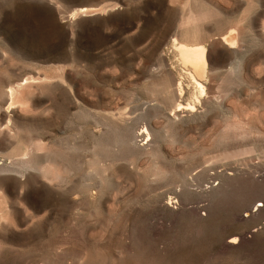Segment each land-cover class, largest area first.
Returning a JSON list of instances; mask_svg holds the SVG:
<instances>
[{
  "label": "rangeland",
  "instance_id": "obj_1",
  "mask_svg": "<svg viewBox=\"0 0 264 264\" xmlns=\"http://www.w3.org/2000/svg\"><path fill=\"white\" fill-rule=\"evenodd\" d=\"M54 3L0 0V90L28 78L19 105H2L19 129L0 164L44 153L25 189L16 171L0 173L18 185L0 192V264H264V0ZM230 28L233 48L221 39ZM177 40L205 46L204 77ZM104 130L133 133L145 153L98 155Z\"/></svg>",
  "mask_w": 264,
  "mask_h": 264
},
{
  "label": "bare ground",
  "instance_id": "obj_2",
  "mask_svg": "<svg viewBox=\"0 0 264 264\" xmlns=\"http://www.w3.org/2000/svg\"><path fill=\"white\" fill-rule=\"evenodd\" d=\"M49 3L50 4H55L54 3V0H49ZM198 4V3H197ZM107 7V6H106ZM82 8V7H81ZM85 8V7H84ZM87 9H88V7H87ZM77 10H79V8L77 9ZM76 10V11H77ZM185 13H183L182 15H186V14H193V13H198V12H200L199 10H193V9H191V7L189 6V7H187V6H185ZM85 11V10H84ZM88 11V10H87ZM75 11H73V14H75L74 13ZM80 12V11H79ZM77 13V12H76ZM81 13V12H80ZM71 14V13H70ZM72 14V15H73ZM79 14L77 13V16H78ZM81 15V14H80ZM71 16V15H70ZM75 17L76 16H74L72 19H74L75 20ZM71 21V20H70ZM1 37H3V36H1ZM3 39H4V37H3ZM6 39L7 38H5V42H6ZM178 39V38H177ZM221 39H222V42H223V44L225 45V46H227L228 48H233V47H235V45L237 44V39H236V31H235V29L234 28H230L226 33H224L223 35H222V37H221ZM1 40V39H0ZM173 40H176L175 39V37H174V39ZM3 41V40H2ZM8 42V41H7ZM12 42H14V41H12ZM174 42V41H173ZM176 45H177V51H178V54L180 55V59H181V61H182V63L184 64V65H189L192 69H193V71L195 72V74L197 75V76H199V77H201V76H203L204 77V73H205V70H206V66H207V60H206V58H207V56H206V48H205V46L203 45V44H201V43H198V44H195V45H188L187 43H184V42H180V41H175L174 42ZM8 44V43H7ZM12 44V43H11ZM10 44V45H11ZM5 45V44H4ZM15 44L13 43V46H14ZM16 45H18V44H16ZM16 45H15V47H16ZM9 46V45H8ZM12 46V45H11ZM14 47V48H15ZM3 48H5V47H3ZM13 48V47H12ZM6 49H7V47H6ZM6 49H4V50H6ZM10 49H11V47H10ZM18 49H20L19 47H18ZM17 49V50H18ZM3 50V51H4ZM16 50V49H15ZM0 51H2V49L0 50ZM2 51V52H3ZM21 51V50H20ZM22 51H23V49H22ZM21 51V52H22ZM19 52V51H18ZM20 52V53H21ZM4 54H5V52H3ZM3 53H1L0 55H2ZM16 53H17V51H16ZM3 54V55H4ZM23 54H24V52H23ZM18 55V54H17ZM21 54H19V56H20ZM2 58H3V56H2ZM25 59V58H24ZM26 61H27V59H26ZM25 61V62H26ZM33 63V62H32ZM32 63H30L31 65H32ZM33 65H34V63H33ZM35 65H36V63H35ZM37 66V65H36ZM29 67V66H28ZM32 67V66H31ZM40 67V66H39ZM37 68V67H36ZM42 68V67H41ZM38 69V68H37ZM36 70V69H35ZM38 73V72H37ZM39 74V73H38ZM33 76V75H32ZM40 76L41 75H39V78H40ZM46 76V75H45ZM29 77V76H28ZM36 78H37V76H35ZM43 77V76H42ZM41 77V78H42ZM23 78V77H22ZM22 78H20V79H22ZM36 78H32L31 77V79H30V83H33L34 81H31L32 79H36ZM41 78L39 79V81H41L40 83H42V81H44V82H46L45 81V79L44 80H41ZM46 78H47V76H46ZM49 78V77H48ZM17 79H19V78H17ZM19 79V80H20ZM26 80L28 79V78H25ZM25 79H22V80H25ZM43 79V78H42ZM19 80L18 81H13V82H10V83H8L7 82V84L4 86V85H2L3 87H2V89L0 90V103H2L1 104V107H0V153H2V152H5L8 148H9V146H11L12 145V142L14 141V140H16L15 138H13L16 134H18V132H17V129H15V128H18V126L16 125V127L14 126L16 123V120H17V118H18V116H17V114L15 113V110H16V108L15 107H13V108H15V110H13L12 111V113H6V109L8 108H5V103L4 102H6V101H9L8 103H9V105L8 106H10V105H12L13 104V106H14V103H16V105H19V104H17L18 102H21L20 100H21V96L22 95H20V90H19V88L21 87V86H26L27 85V83H26V85H25V83H23V81H22V83H20L19 82ZM25 80V81H26ZM172 80V79H171ZM38 81V80H37ZM55 81V80H54ZM28 82V81H27ZM28 82V83H29ZM36 82V81H35ZM35 82H34V84H35ZM49 82H50V80H49ZM172 82V81H171ZM37 83V82H36ZM50 83H52V82H50ZM38 84V83H37ZM49 84V83H48ZM47 84V85H48ZM53 84V83H52ZM55 84V83H54ZM197 84H198V86L200 87V88H202V90H203V86L199 83V82H197ZM46 85V84H45ZM46 85V86H47ZM50 85V84H49ZM48 85V86H49ZM171 85H172V83H171ZM29 86V85H28ZM5 87H7V88H5ZM50 87H51V85H50ZM23 88V87H22ZM27 88V87H26ZM54 89V88H53ZM177 90V89H176ZM179 92H181V87H179ZM49 91H51V90H49ZM53 92V91H52ZM42 95V94H41ZM175 97H176V95H175ZM177 100V99H176ZM168 102V103H167ZM166 102V105H167V107H170L171 106V103H170V101H167ZM22 104V103H21ZM177 104V103H176ZM2 105H5L4 106V109H3V107H2ZM180 105V104H179ZM158 106V105H157ZM160 106V105H159ZM176 106H178V105H176ZM17 107V106H16ZM9 109H10V107H9ZM8 109V110H9ZM146 110V109H145ZM143 113V112H142ZM156 113V116H157V112H155ZM147 115H151V114H147ZM154 115V114H153ZM152 115V116H153ZM7 118V120L8 121H6V125L5 126H3L4 124V120H3V118ZM145 117H146V115H145ZM144 117V118H145ZM151 117V116H150ZM3 120V121H2ZM21 120V119H20ZM3 123H2V122ZM18 121V120H17ZM15 123V124H14ZM29 125V124H28ZM147 125V124H146ZM131 127V126H130ZM129 127V128H130ZM23 128V127H22ZM29 128V127H28ZM27 127H25L24 128V130H26V129H28ZM120 128V127H119ZM118 128V129H119ZM121 128H123V126L121 127ZM124 128H127V127H124ZM128 128V129H129ZM146 128V127H145ZM143 129V131H141V133L142 132H146L147 134H148V130H146V129ZM19 129V128H18ZM21 129V128H20ZM36 129H38V128H35V131L34 132H36V131H39V129L38 130H36ZM111 129V128H110ZM141 129V130H142ZM29 130H30V128H29ZM19 131V130H18ZM31 131V130H30ZM30 131H29V133H30ZM40 131H42L41 129H40ZM113 131H115V132H117V131H119V130H113ZM122 131V130H121ZM120 131V132H121ZM123 131H124V129H123ZM133 131V130H132ZM26 132H27V130H26ZM34 132H31L30 134L31 135H28V136H32V137H34L35 135H33V134H36V138H37V140H34L35 139V137L33 138V140H34V144L32 143L33 142V140H32V142L31 141H28V139H29V137H28V139H27V141H28V143L30 142V143H32L33 145H35V146H37L38 144L36 143V141H38L39 142V145L38 146H40L41 147V145H42V142H43V138H44V136H43V134L41 133V132H36V133H34ZM29 133H27V134H29ZM140 133V134H141ZM130 134H131V136L133 135V133H129V131L127 132H121V133H119L118 132V134H113V133H111V131H102L101 133H99L97 136H96V138L94 137V148L96 149V148H98V149H96V150H98V152H96L98 155L100 154H117L116 156H115V158L116 159H118V161L119 160H125V161H127L126 163H128V160H129V157L131 156V154H141L142 153V149L140 148L141 147V145L139 146V144H138V146H135V145H133L132 144V140H131V136H130ZM143 134V133H142ZM146 134V135H147ZM150 134V133H149ZM143 135H141L140 137H142ZM145 136V135H144ZM144 136H143V138H144ZM146 137V136H145ZM11 138H12V142H10L11 141ZM17 138H19V137H17ZM14 139V140H13ZM32 138H30L29 140H31ZM15 142V141H14ZM136 142V141H135ZM10 143H11V145H10ZM19 143V142H18ZM137 143V142H136ZM135 143V144H136ZM24 144H25V142H24ZM27 144V143H26ZM16 145V144H15ZM29 145V144H28ZM34 146V147H35ZM17 147V146H16ZM22 147V146H21ZM25 147V146H24ZM73 147L74 146H72V149H73ZM23 149V148H22ZM32 149H34L33 148V146H32V148H31V146H30V148H28V149H26V150H24L22 153H19L18 155H17V157L15 158L14 156L16 155V154H13V156L12 155H10L9 157H10V160L11 161H9V162H11V165H2L4 162H2V164H0V173H10L11 171L14 173V171H16L15 172V174L17 173V175H18V173H19V176H20V178L21 179H23V178H25V180H23L21 183H19L20 184V188H23L24 187V185H28V180L26 179V177H28V175L29 176H31V177H29V179H31L32 177H33V174L31 175V172H29L28 171V169H29V167H33V165H34V168L33 169H36L37 170V168L39 167V164H40V159H41V156H42V154L44 155V153H36V152H34V153H32ZM36 149V148H35ZM11 150V149H10ZM45 150V149H44ZM146 150V149H145ZM18 151V150H17ZM34 151V150H33ZM147 151V150H146ZM251 150L250 149H246V150H244L243 152L244 153H248V152H250ZM51 152H52V150H51ZM50 152V153H51ZM143 153H145L144 151H143ZM242 153V152H241ZM240 153V154H241ZM3 154V153H2ZM50 154H48V156H49ZM62 155V154H61ZM60 155V156H61ZM51 156V155H50ZM55 156V155H54ZM102 156V155H101ZM136 156V155H135ZM104 157V156H103ZM107 158V157H106ZM51 160V159H50ZM55 160V159H54ZM12 161L13 162H17V163H20V162H22V165H23V163H25V164H27V165H25L26 166V168H22V169H17V168H15V166H13V164H12ZM56 161V160H55ZM50 162V161H49ZM52 162V161H51ZM55 163V162H54ZM124 163V162H123ZM4 164H6V163H4ZM38 164V165H37ZM15 165V164H14ZM31 165V166H30ZM38 166V167H36L35 168V166ZM129 165H131L130 164V162H129ZM128 165V166H129ZM17 166V165H16ZM21 166V165H20ZM52 166V165H51ZM23 167V166H22ZM54 167V166H53ZM132 167V166H131ZM130 167V168H131ZM56 168V167H55ZM39 169V168H38ZM48 169H49V166H48ZM50 170V169H49ZM34 171V170H33ZM37 171H39V170H37ZM36 171V172H37ZM56 171V170H55ZM11 172V173H12ZM28 172H29V174H28ZM46 172H48V170L46 171ZM50 172V171H49ZM57 172L58 171H56V172H54V173H56L57 174ZM12 173V174H13ZM38 173V172H37ZM58 173H60V172H58ZM14 174V175H15ZM45 174V173H44ZM48 174V173H47ZM51 174V173H50ZM96 174V173H95ZM38 175V174H37ZM49 176V175H48ZM55 176V175H54ZM35 177V176H34ZM57 181L59 180V176H58V174H57ZM15 180V179H13V178H10L9 176H1V174H0V192H1V190H2V192L1 193H3V192H5L6 194L7 193H11L12 192V190L15 188V190L18 188L17 186L18 185H16V183L14 182L13 183V181L12 180ZM36 180H37V176H36V178H35ZM52 179H53V176H52ZM27 180V181H26ZM36 180H35V182L33 183V185L36 183ZM39 180V179H38ZM32 181H34L33 179H32ZM64 181V180H63ZM16 182H18V181H16ZM39 182V181H38ZM27 183V184H26ZM32 183V182H31ZM60 183V182H59ZM99 183V182H98ZM18 184V183H17ZM15 185H16V187H15ZM30 185V184H29ZM32 185V186H33ZM36 185V184H35ZM180 185V184H179ZM184 185V184H183ZM36 186H38V185H36ZM98 186H99V188H100V185L98 184ZM105 186V185H104ZM178 186V185H177ZM187 186H188V183H187ZM107 187V186H106ZM29 188H31V185H30V187ZM33 189H35V192H37L38 193V191H36V190H39V189H36V187H32ZM23 189H25V188H23ZM22 189V190H23ZM27 189H28V187H27ZM33 189H31L32 191H34ZM44 189V188H43ZM102 189V188H101ZM106 188L104 187V190H105ZM14 190V191H15ZM18 190V189H17ZM16 190V191H17ZM41 190H42V187H41ZM27 191V190H26ZM25 191V192H26ZM28 191H30V190H28ZM40 191V190H39ZM67 191V190H66ZM106 191V190H105ZM105 191H102V192H104L105 193ZM19 192V191H18ZM24 192V190L22 191V193H23V196H25L27 193H25ZM35 192H33V194L35 193ZM14 193V192H13ZM25 193V194H24ZM30 193H31V191H30ZM36 193V194H37ZM39 193H41V191L39 192ZM92 193V192H91ZM104 193H101V195L102 194H104ZM36 194H34V195H36ZM43 194H45V192L43 191ZM68 194V193H67ZM75 194V193H74ZM1 195V194H0ZM14 195H17V193L16 194H14ZM40 195H42V193L41 194H39L38 196H40ZM6 195H4V197H5ZM37 196V195H36ZM36 196H34V199H35V197ZM45 196V195H44ZM43 196V197H44ZM62 196H64V195H61V197ZM28 197V196H27ZM67 197H69V196H67ZM102 197V196H101ZM19 197L17 196V198L16 199H18ZM22 198V197H21ZM20 198V200H22ZM29 198V197H28ZM31 198V197H30ZM37 198H40V197H37ZM63 198H65V197H63ZM63 198H60V199H63ZM71 197H69V199H70ZM74 198V197H73ZM77 198V197H76ZM80 198V197H79ZM172 198V197H171ZM15 199V198H14ZM13 199V200H14ZM26 199V198H25ZM24 199V200H25ZM34 199H32L31 201H33ZM67 199V198H66ZM86 199H88V198H86ZM86 199H85V201H86ZM91 199V198H90ZM99 199H102V198H99ZM28 200V199H27ZM65 200V199H64ZM63 200V201H64ZM70 200H72V199H70ZM69 200V201H70ZM81 200H82V202H84V200L81 198ZM35 201V200H34ZM38 201V200H37ZM67 201V200H66ZM66 201H64V203H67ZM73 201V200H72ZM71 201V202H72ZM80 200H78V201H75V206H76V202H79ZM14 202H17L16 200L14 201ZM36 202V201H35ZM71 202L69 203L70 205H71ZM74 202V201H73ZM82 202H80L81 204H82ZM101 202V201H100ZM61 203H62V200H61ZM80 203H78L77 204V206H80ZM88 203V202H87ZM91 203V202H90ZM63 204V203H62ZM73 204V203H72ZM102 204V203H101ZM66 205V204H65ZM70 205H68V207H73V206H70ZM15 206H17V205H15ZM84 206H85V208H87L86 206L87 205H85V203H84ZM101 206V205H100ZM158 206V205H157ZM75 208V207H74ZM73 208V209H74ZM78 208H81V206L80 207H78ZM77 208V209H78ZM82 208H84L83 206H82ZM81 208V209H82ZM85 208H84V210H85ZM13 209H14V207H13ZM67 209V208H66ZM88 209V208H87ZM18 210H20V209H18ZM72 211V210H71ZM75 211V210H74ZM74 211H72L71 212V216H72V213L74 212ZM80 211H82V210H80L79 209V213H80ZM76 212H77V210H76ZM76 212L74 213V214H76ZM83 212V211H82ZM81 212V213H82ZM85 212V211H84ZM86 212H88V211H86ZM16 214H17V212H16ZM77 216H78V213H77ZM77 216H76V218H77ZM74 218H75V215L73 216ZM5 231L4 232H1L0 233V235H2V233H3V235H4V233L6 232V230H8V228L7 229H4ZM228 233V232H227ZM2 235V236H3ZM8 235V234H7ZM235 236V235H234ZM4 238H9L8 236H3ZM236 237L237 236H235V237H231L230 239L228 238V240L226 241L227 242V244H237V243H235V239H236ZM3 239V238H2ZM5 239V240H6ZM4 240V239H3ZM7 241V240H6ZM132 241V240H131ZM132 243V242H131ZM131 246H132V244H131ZM133 246H134V244H133ZM229 246V245H228ZM234 246V245H233ZM142 249V248H141ZM131 250H132V247H131ZM143 250V249H142ZM145 250V249H144ZM123 252L125 251V253H123V254H126V252L128 253L130 250H127L126 251V249L124 250H122ZM119 252H121V251H119ZM117 253V256H118V254H119V256H120V254H122V253ZM131 252L132 251H130V254H131ZM134 252V251H133ZM146 252H147V250H146ZM235 253V252H234ZM134 254V253H133ZM144 254V253H143ZM147 254V253H146ZM145 255V254H144ZM124 256H128L127 254L126 255H124ZM130 256V255H129ZM137 256H139V254H137ZM148 256H149V253H148ZM126 257H124V258H126ZM63 258V257H62ZM122 258H123V255H122ZM123 258V259H124ZM128 258V257H127ZM135 258H136V256H135ZM146 259L148 258V257H145ZM145 258H143V259H145ZM60 259V258H59ZM64 259V258H63ZM131 259V258H130ZM138 259H140V258H138ZM138 259H137V262H138ZM142 259V260H143ZM151 259V258H150ZM149 259V260H150ZM55 260V259H54ZM53 260V261H54ZM135 260V259H134ZM153 260V259H152ZM55 261H57V260H55ZM63 262H64V260H62ZM61 261V262H62ZM126 261H128V260H126ZM136 261V260H135ZM134 261V262H135ZM145 261V260H144ZM130 262H131V260H130ZM133 261L131 262L132 264L134 263ZM137 262H136V264H137ZM140 262V261H139ZM139 262H138V264H139ZM146 262H147V260H146ZM149 262V261H148ZM147 262V263H148ZM153 262H154V260H153ZM153 262H151L150 261V264H152ZM155 262H157V261H155ZM53 264H55L56 262H52ZM123 263L125 264V262L123 261ZM126 263H128V262H126ZM147 263H141V264H147ZM57 264V263H56ZM67 264V263H66ZM130 264V263H129ZM135 264V263H134ZM173 264V263H172Z\"/></svg>",
  "mask_w": 264,
  "mask_h": 264
}]
</instances>
